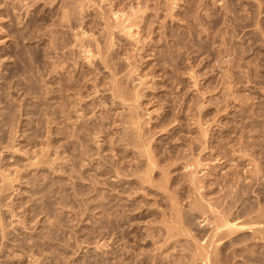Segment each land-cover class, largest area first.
Returning a JSON list of instances; mask_svg holds the SVG:
<instances>
[{"label": "rangeland", "instance_id": "rangeland-1", "mask_svg": "<svg viewBox=\"0 0 264 264\" xmlns=\"http://www.w3.org/2000/svg\"><path fill=\"white\" fill-rule=\"evenodd\" d=\"M5 4L0 264H264V0H8V10ZM132 9L140 26L131 39L108 14ZM89 40L114 69L100 59L98 66L88 63L81 42ZM112 71L124 77L128 94L142 93L137 104L132 94L126 105L113 103ZM77 79L81 89L67 91ZM127 105L139 108L151 141L145 148L157 154L150 173ZM195 156L203 159L195 175L199 194L185 187L192 178L185 162ZM191 200L207 210H190ZM206 202L245 226L215 234L218 213Z\"/></svg>", "mask_w": 264, "mask_h": 264}, {"label": "bare ground", "instance_id": "bare-ground-1", "mask_svg": "<svg viewBox=\"0 0 264 264\" xmlns=\"http://www.w3.org/2000/svg\"><path fill=\"white\" fill-rule=\"evenodd\" d=\"M4 1H5V3L7 4V1H8V0H7V1H6V0H0V2H4ZM22 1H24V0H21V2H22ZM65 1H66V0H65ZM91 1H92V0H91ZM79 2H80V1H79ZM6 4H5V6H3V7H6V6H7ZM15 4H17V3H15ZM19 4H20V3H19ZM78 4H80V3H78ZM84 4H85V3H84ZM8 5H9V4H8ZM98 5H99V4H98ZM14 6H15V5H14ZM72 6H73V5H72ZM77 7H78V6H77ZM82 7H83V6H82ZM88 7H89V6H88ZM103 7H104V6H103ZM84 8H85V7H84ZM111 8H112V7H111ZM119 8H120V7H119ZM131 8H132V7H131ZM131 8H130V9H131ZM134 8H135V7H134ZM134 8H133V9H134ZM145 8H146V7H145ZM5 9H7V7H6ZM124 9H125V8H124ZM133 9H132V12H133ZM140 9H141V8H140ZM7 10H8V9H7ZM108 10H109V9H108ZM111 10H112V9H111ZM111 10L109 11L110 14H108L107 12H106V13H107L109 16L112 15V17H114V20H112V21H114V22H115V20L117 21V22L115 23L117 27H115V25H114L113 28H119V30H118L119 32H123V33L129 34L130 36L133 35V33H132L133 31H132V29H133V28H136L137 26H140L139 24L137 25L138 22L136 23V22L134 21V19H135L136 17L134 18L133 16L136 15V13H135L136 11H134L133 13H130V15H126V14H129V13H126V14H125L124 12H122L123 9L120 10V11H117V12L114 11V10H113V11H111ZM116 10H117V9H116ZM118 10H119V9H118ZM80 11H81V10H80ZM82 11H83V10H82ZM101 11H102V10H101ZM124 11H125V10H124ZM145 11H146V10H145ZM84 12H85V11H84ZM104 12H105V10H104ZM120 12H121V13H120ZM125 12H126V11H125ZM137 12H138V10H137ZM139 12H140V10H139ZM139 12H138V13H139ZM143 12H144V11H143ZM68 13H69V12H68ZM68 13H67V14H68ZM102 13H103V12H102ZM106 13H105V16H107ZM111 13H112V14H111ZM144 13H145V12H144ZM83 14H84V13H83ZM131 14H133V16H131ZM134 14H135V15H134ZM64 15H65V14H64ZM125 15H126V16H125ZM136 16H138V15H136ZM67 17H69V18H67V19H70V18H71V16H67ZM73 17H74V15H73ZM107 17H108V16H107ZM110 17H111V16H110ZM112 17H111V18H112ZM123 17H125V18H123ZM132 18H133V19H132ZM71 19H72V18H71ZM112 19H113V18H112ZM136 19H137V18H136ZM103 20H105L104 17H103ZM107 20H108V19H107ZM108 21H109V20H108ZM108 21H107V22H108ZM110 21H111V20H110ZM110 21H109V22H110ZM69 22H70V21H69ZM61 23H62V21H61ZM112 23H113V22H112ZM136 25H137V26H136ZM134 26H136V27H134ZM108 27H109V25H108ZM111 28H112V25H111ZM138 28H139V27H138ZM138 28H136V29H138ZM80 29H81V28H80ZM108 30H109V29H108ZM113 30H114V29H113ZM111 31H112V30H111ZM73 33H74V32H73ZM82 33H83V32H82ZM103 33H104V32H103ZM110 33H111V32H109L108 34H110ZM113 33H114V32H112V34H113ZM137 33H138V32H137ZM85 34H86V33H85ZM119 34H120V33H119ZM106 35H107V34H106ZM129 35H128V36H129ZM107 36H108V35H107ZM110 36H113V35L110 34ZM135 36H137V34H136ZM113 37H114V36H113ZM132 37H133V36H131V39H132ZM94 38H95V37H94ZM133 38H135V37H133ZM86 39H87V38H86ZM111 39H112V38H111ZM129 39H130V37H129ZM80 40H81V39H79V41H80ZM83 40H84V38H83ZM83 40H82V41H83ZM95 40L97 41L98 39H95ZM105 40H106V39H105ZM136 40H137V39H136ZM107 41H108V40H107ZM138 41H139V39H138ZM78 43H79V42H78ZM96 43H97V42H96ZM98 43H99V40H98ZM137 43H138V42H137ZM109 44H110V43H109ZM78 45H79V44H78ZM94 45H95V44H94ZM94 45H93V42L90 43V40H89L88 42H87V41H85V42H81V47L83 48V49H82V48H81V49H82V51L85 53V57L87 58L88 63L91 62V63L94 64L93 66H96V65L98 66L97 63H99V59H100V60L106 65L105 68H108L109 70H110V69H114V67L111 66V65H112V63L110 62V58H111V57H107V56H106L107 58H106V57L103 58L104 56H102L103 53H102V51H101V49H100L99 44H98L99 47H98V46L95 47ZM100 45H102V44H100ZM105 45H106V42H105ZM111 45H112V44H111ZM73 46H74V45H73ZM113 46H114V45H113ZM139 46H140V45H139ZM61 47H62V46H61ZM107 48H108V47H107ZM132 48H133V47H132ZM105 49H106V48H105ZM114 49H115V48H114ZM141 49H143V48H141ZM109 50H110V49H109ZM59 51H60V49H59ZM104 51H105V50H104ZM70 52H71V51H70ZM107 52H109V51H107ZM58 53H59V52H58ZM71 53H72V52H71ZM105 53H106V52H105ZM139 53H140V52H139ZM73 54H74V53H73ZM101 54H102V55H101ZM134 54H135V53H134ZM61 55H62V53H61ZM65 55H66V54H65ZM59 56H60V55H59ZM62 56H63V55H62ZM97 56H99V58H98ZM101 56H102V57H101ZM129 56H130V55H129ZM57 57H58V56H57ZM108 58H109V59H108ZM125 58H126V57H125ZM127 58H128V57H127ZM131 58H132V57H131ZM73 59H74V58H73ZM76 59H77V58H76ZM96 59H97V60H96ZM112 59H113V58H112ZM112 59H111V60H112ZM57 60H58V66L60 67V70H61V71H60V70H57V72L60 71V73H61V72H62V67H63V63H64V62L62 63V57H61V56L58 57ZM125 60H126V59H125ZM101 61H100V62H101ZM113 61H114V60H113ZM94 62H95V63H94ZM102 62H101V63H102ZM110 63H111V65H110ZM128 63H129V62H128ZM76 64H77V62H76ZM116 64H117V63H116ZM129 64H130V63H129ZM61 66H62V67H61ZM64 66H65V65H64ZM93 66H92V67H93ZM114 66H115V65H114ZM52 67H53V66H52ZM117 67H118V65H117ZM98 68H99V67H98ZM98 68H97V69H98ZM119 68H120V67H119ZM129 68H130V67H129ZM122 69H123V68H122ZM138 69H139V68H138ZM89 70L91 71V68H90ZM115 70H116V68H115ZM115 70H114V71H115ZM128 70H129V69H128ZM90 71H89V72H90ZM114 71H112V72H114ZM89 72H88V73H89ZM110 72H111V71H110ZM116 72H117V70H116ZM116 72H114L113 74L111 73L113 79H112V82L110 83V85H108L109 87H107L108 90L112 91V94H113V96H114L113 99H115V100H114L113 103H115V105H117V103H124L123 105H126L125 102H127L128 100H130V101L132 102V99H133L134 97H135V98H134L135 100H134V99H133V100L135 101V103H136V100H137V99H138V101H139V99H140L139 97H141V96H138V95H142V93L139 94L140 92L138 93V90H136V88H135V90L137 91V93H135V94H132V93H131L132 95H134V97L132 98V97H131L132 95L130 94V92H129V94H128V88L126 87L127 85L125 86L127 89H125L124 86H123L124 83H125V80H123L124 77H122V76L119 77V76H118L119 74L116 73ZM132 72H133V71H132ZM58 73H59V72H58ZM125 73H126V72H125ZM82 74H83V73H82ZM85 74H86V73H85ZM130 74H131V73H130ZM133 74H134V73H133ZM89 75H90V74H89ZM91 75H92V74H91ZM125 75H127V74H125ZM131 75H132V74H131ZM61 76H62V73H61ZM98 77H99V76H98ZM130 77H131V76H130ZM83 78H85V77H83ZM94 78H95V77H94ZM126 78H127V80H128L129 76H128V77L126 76ZM99 79H100V78H99ZM102 79H103V78H102ZM137 79H138V78H137ZM140 79H141V78H139V80H140ZM70 80H71V79H70ZM80 80H81V79H80ZM90 80H91V78H90ZM97 80H98V79H97ZM127 80H126V83H127ZM130 80H132V79L130 78ZM141 80H142V79H141ZM78 81H79L78 79H77L76 82H75V81H70V82L68 81L69 83H68V85H67V91H70V92L74 93L73 91H75L76 89H77V90L81 89V86H77V85L80 84V83L77 84ZM88 81H89V80L87 79L86 82H88ZM143 81H144V79H143ZM97 82H98V81H97ZM144 82H145V81H144ZM61 83H62V82H61ZM99 83H100V82H99ZM128 83H129V82H128ZM84 84H86V83H84ZM94 84H95V87H98V84H96V83H94ZM103 84H104V83H103ZM140 84H141V83H140ZM60 85H61V84H60ZM63 86H64V84H63ZM91 86H92V87L94 86L93 83H92ZM103 86H104V85H103ZM65 87H66V86H65ZM65 87H63L64 90L66 89ZM77 87H80V88L78 89ZM82 87H83V86H82ZM88 87H89V86H88ZM101 87H102V86H101ZM59 88H60V87H59ZM61 89H62V87L60 88V90H61ZM107 89H106V90H107ZM139 89H141V88H139ZM64 90H61V92L63 93ZM95 90H96V89H95ZM100 90H101V89H97L95 92H99ZM103 90H105V89H103ZM132 90H133V89H132ZM80 91H81V90H80ZM82 91H83V90H82ZM101 92H102V91H101ZM142 92H143V91H142ZM77 93H78V91H77ZM63 94H65V93H63ZM69 94H70V93L67 92V95H69ZM81 94H83V93H81ZM81 94H80V95H81ZM96 94H97V93H96ZM73 95H74V94H73ZM77 95H78V94H77ZM129 95H131V96H129ZM70 96H71V95H70ZM68 97H69V96H68ZM130 97H131L132 99H130ZM66 99H68V98H66ZM70 99H72V98H69L68 100L70 101ZM77 99H78V98H77ZM72 100H73V99H72ZM72 100H71V101H72ZM83 100H84V99H83ZM71 101H70V102H71ZM100 101H101V100H100ZM134 101H133V102H134ZM138 101H137V103H138ZM140 101H141V100H140ZM70 102H68V103H70ZM128 102H129V101H128ZM75 103H76V102H75ZM129 103H130V102H129ZM137 103H136V104H137ZM62 104H63V103H62ZM62 104H61V105H62ZM127 104H128V103H127ZM132 104H133V103H132ZM136 104H135V105H136ZM140 104H141V103H139V106H138V105H137V106L140 107ZM61 105H60V106H61ZM63 105H64V104H63ZM69 105H70V104H69ZM69 105H68V107H69ZM76 105H77V104H76ZM76 105H75V106H76ZM130 105H131V104H130ZM130 105H129V106L127 105V106L129 107V111H130V114L128 113V114L130 115V122H131L132 125H135L136 128L138 129V131H137L138 133L136 132V133H137L136 136H137L138 138L136 137L137 139L135 140V141H137V142H135V144L137 143V146H136L137 148H136V149H138V146L140 147L139 149H140L141 151L143 150V149H141V147L144 148L143 151H145V152H143V151H142V153L140 152V156H143V157L145 158V160H146V162H145V163H146V167H147V169H148V170H147V169H146V170L150 173V172H152L151 169H153V168L155 167L156 160H157V158H155V157H157V154L153 152L154 150H153V151H152L151 149H150L151 151L148 150L151 146L148 148L147 145H148V142H151V141H149L148 139L145 138V134H144L145 132L143 133L144 130H143V129H142L143 131L141 130L142 127L140 126V122H139V119H140V118H139V114H140V113H139V114H138L137 112L135 113V111H137L136 109L139 110V108H137V107H136V108H135V107L133 108V107H130ZM133 105H134V104H133ZM72 106H73V105H72ZM117 106H118V105H117ZM128 107H127V108H128ZM71 108H72V107H71ZM140 108H141V107H140ZM71 110H72V109H71ZM62 111H63V110H62ZM62 111H61V112H62ZM108 111H109V110H108ZM104 112H105V111H104ZM114 112H115V111H114ZM126 113H127V112H126ZM107 114H110V113H106L105 115H107ZM137 114H138V115H137ZM101 116H102V115H101ZM108 116H109V115H108ZM104 117H105V116H104ZM109 117H111V116H109ZM101 118L103 119V117H101ZM101 118H100V119H101ZM105 118H106V117H105ZM112 118H113V117H112ZM112 118H110V121H111ZM102 119H101V120H102ZM82 120H83V119H82ZM104 120H105V119H104ZM107 120H108V117H107ZM113 120H115V119H113ZM113 120H112L111 122H114ZM117 120H118V119H117ZM126 120H127V119H126ZM126 120H125V121H126ZM102 121H103V120H102ZM127 121H129V119H128ZM85 122H86V121H84L83 124H84ZM100 122H101V121H100ZM106 122H107V121H106ZM115 122H116V121H115ZM141 122H142V121H141ZM81 123H82V122H81ZM101 123H103V122H101ZM104 123H105V121H104ZM116 123H117V122H116ZM116 123H115V124H116ZM126 123H129V122H126ZM98 124H99V123H98ZM105 124H106V123H105ZM115 124H114V125H115ZM141 124H142V123H141ZM200 124H201V123H200ZM91 125H92V124H91ZM91 125H90V126H91ZM93 125H94V124H93ZM99 125H100V124H99ZM99 125H98V126H99ZM81 126H82V124H81ZM81 126H80V128H82ZM94 126H96L95 128L97 129V125L95 124ZM94 126H93V127H94ZM100 126H101V125H100ZM117 126H118V124H117ZM202 126H203V125H202ZM83 127H88V126H87V124H84ZM103 127H105V126L103 125ZM103 127H102V128H103ZM144 127H145V126H144ZM89 128H91V127H88V130H89ZM98 128H99L98 131H100V128H101V127H98ZM102 128H101V129H102ZM105 128H107V127H105ZM132 128H133V127H132ZM92 129H94V128H92ZM202 129H206V128H202ZM88 130H87V131H88ZM105 130H106V129H105ZM132 130H133V129H132ZM134 130H135V129H134ZM145 130H147V128H146ZM82 131H83V130H82ZM84 131H86V130H84ZM135 131H136V130H135ZM147 131H148V130H147ZM200 131H201V133L203 132L202 130H200ZM205 131H206V130H205ZM80 132H81V131H80ZM90 132H91V131H90ZM101 132H102V131H101ZM104 132H105V131H104ZM129 132H132V131H129ZM133 132H134V131H133ZM153 132H154V131H153ZM74 133H76V132H74ZM83 133H84V132H83ZM87 133H88V132H87ZM96 133H97V132H96ZM102 133H103V132H102ZM134 133H135V132H134ZM206 133H207V132H205L204 134H206ZM85 134H86V133H85ZM97 134H98V133H97ZM130 134H131V133H130ZM130 134H129V135H130ZM149 134H150V133H149ZM154 134H155V133H154ZM199 134H200V133H199ZM72 135H73V134H72ZM201 135H202V134H201ZM82 136H83V135H81V137H80L81 139H82ZM84 136H85V135H84ZM84 136H83V137H84ZM95 136H96V135H95ZM95 136H94V137H95ZM127 136H128V135H127ZM150 136H151V134H150ZM198 136H199V135H198ZM206 136H207V134H206ZM86 137H87V135H86ZM115 137H116V136H115ZM125 137H126V136H125ZM128 137H129V136H128ZM128 137H127V138H128ZM131 137H132V135H131ZM146 137H147V133H146ZM127 138H125V139H127ZM151 138H152V137H151ZM72 139H73V138H72ZM203 139H204V138H203ZM82 140H83V139H82ZM129 140H130V139H128V141H129ZM80 141H81V140H80ZM85 141H86V140H85ZM132 141H133V140H132ZM200 141H201V140H200ZM200 141H199V142H200ZM133 142H134V141H133ZM133 142H132V143H133ZM195 142H197V141H195ZM63 143H64V142H63ZM200 143H201V142H200ZM202 143H203V142H202ZM106 144H107V143H106ZM135 144H134V145H135ZM150 144H151V143H150ZM134 145H133V146H134ZM188 146H189V145H188ZM190 146H192V145H190ZM64 147H65V146H64ZM129 147H130V146H129ZM145 147H147L148 149L146 150ZM125 148H126V147H125ZM133 149H135V147H134ZM136 149H135V150H136ZM139 149H138V151H140ZM80 150H81V149H80ZM98 150H99V149H98ZM190 150H192V148H191ZM82 151H83V150H82ZM155 151H156V150H155ZM158 151H160V150H158ZM190 152H191V151H190ZM160 153H161V152H160ZM99 155H100V154H99ZM172 156H173V155H172ZM198 156H199V155H198ZM143 157H139V158H143ZM189 157H190V156H189ZM58 158H59V157H58ZM135 158H136V157H135ZM144 158H143V159H144ZM191 158H193V157H191ZM199 158H200V157H199ZM199 158L197 159V156H195L194 160H193V159H190L191 161H190V160H187V161H189V162H187V161L185 162V163H187L185 167H186V168L191 167V169H192V170H190V172L192 171V173H190L191 175L189 174L192 178L189 177V178H191V179H189L190 181H188V182H190V183L187 184V185L185 186L186 189H187L188 187H189V190H192V189H196V188H197V191H198V189H200V187H199V185H198V183H199L198 181H199V180L197 181L198 172H200V171L197 170V169H198L197 167H198V165L201 164L200 161L202 162L203 159L200 160ZM100 159H101V158H100ZM132 159H133V158H132ZM143 159H142V160H143ZM195 159H196V160H195ZM126 160H127V159H126ZM140 160H141V159H139V162H140ZM145 160H144V161H145ZM161 160H162V159H161ZM173 160H174V159H173ZM192 160H193V161H192ZM144 161H143V162H144ZM184 161H185V160H184ZM104 162H105V161H104ZM135 162H136V161H135ZM139 162H137V164H138V166H141V163H142V162L140 163V165H139ZM157 162H158V160H157ZM145 163H144V164H145ZM175 163H176V162H175ZM158 164H159V163H158ZM161 164H162V163H161ZM176 164H177V163H176ZM116 165H117V164H116ZM201 165H202V164H201ZM201 165H200V166H201ZM138 166H137V167H138ZM143 166H144V165H143ZM157 166H158V165H156V167H157ZM166 166H167V165H166ZM110 167H111V166H110ZM146 167H144V168H146ZM156 167H155V168H156ZM116 168H117V167H116ZM138 168H140V167H138ZM167 168H169V167H167ZM118 169H119V168H118ZM141 169H143V168H141ZM189 169H190V168H189ZM120 170H121V169H120ZM163 170H164V169H163ZM141 171H142V170H141ZM147 171H146V172H147ZM153 171H154V170H153ZM130 172H131V171H130ZM146 172H143V173L145 174ZM163 172H164V171H162V173H163ZM168 172H169V171H168ZM231 172H232V171H231ZM143 173H142V174H143ZM165 173H166V172H165ZM124 174H126V173H124ZM136 174H137V173H136ZM142 174H141V175H142ZM144 174H143V177H144ZM151 174H152V173H151ZM151 174L146 173L145 175H147L148 178H149ZM226 174H227V173H226ZM138 175H139V173H138ZM141 175H140V176H141ZM195 175H197V177H196ZM234 175H235V174H234ZM140 176H139V177H140ZM166 176H167V175H166ZM228 176H229V175H228ZM235 176H236V175H235ZM237 176H238V174H237ZM247 177H248V176H247ZM141 178H142V176H141ZM144 178H146V176H145ZM144 178H143V180H144ZM151 178H153V177H151ZM162 178H163V177H162ZM162 178H160V179H162ZM149 179H150V178H149ZM163 179H164V178H163ZM165 179H166V181H167V178H165ZM198 179H199V177H198ZM239 179H240V178H239ZM241 179H242V178H241ZM152 180H153V179H152ZM202 180H203V179H202ZM144 181H147V180H144ZM144 181H143V182H144ZM148 181H149V180H148ZM237 181H238V180H237ZM237 181H236V182H237ZM159 183H160V182H159ZM159 183H158V184H159ZM161 183H162V182H161ZM166 183H167V182H166ZM200 183H201V182H200ZM200 183H199V184H200ZM158 184H157V185H158ZM164 184H165V183H164ZM169 184H170V183H169ZM237 184H238V183H237ZM158 186H159V185H158ZM158 186H157V187H158ZM169 186H170V185H169ZM237 186H238V185H237ZM134 187H135V186H134ZM143 188H144V187H143ZM160 188H161V187H160ZM183 188H184V187H183ZM138 189H139V188H138ZM138 189H137V190H138ZM178 189H179V188H178ZM202 189H203V188H202ZM145 191H146V190H145ZM195 191H196V190H195ZM195 191H194V192H195ZM197 191H196V192H197ZM200 191H201V190H200ZM200 191H198V194L201 193V192L204 193L203 191H201V192H200ZM211 191H212V190H211ZM229 191H230V190H229ZM232 191H233V190H232ZM190 192H191V191H190ZM196 192H195V193H196ZM239 192H240V191H239ZM230 193H231V192H230ZM232 193H233V192H232ZM167 194H168V193H167ZM171 194H172V193H171ZM173 194H174V193H173ZM188 194H189V193H188ZM196 194H197V193H196ZM227 194H228V193H227ZM234 194H237V192L234 193ZM190 195H191V194H190ZM201 195H202V194H201ZM201 195H200V196H201ZM229 195H230V194H229ZM234 196H235V195H234ZM234 196H233V197H234ZM236 196H238V195H236ZM249 196H250V195H249ZM131 197H132V196H131ZM196 198H197V197H196ZM198 198H200V197H198ZM224 198H225V197H224ZM167 199H168V198H167ZM176 199H177V198H176ZM193 199H195V198H193ZM202 199L204 200L203 197H202L201 199H199V200H202ZM132 200H133V199H132ZM195 200H196V199H195ZM203 200H202V201H203ZM208 200H209V198H208ZM232 200H233V198H232ZM191 201H194V200H191ZM196 201H197V200H196ZM196 201H194V202H196ZM205 201H206V200H204L203 202H205ZM212 201H213V200H212ZM203 202H201V203H203ZM174 203H175V202H174ZM191 203H192V202H191ZM206 203H207V202H206ZM179 204H180V203H179ZM192 204H193V203H192ZM207 204L209 205L210 203H207ZM214 204H215V203H214ZM214 204L212 203V206H211V204H210V207L213 208ZM139 205H140V204H139ZM189 205H191V204H189ZM202 205H203V204H202ZM208 205H207V206H208ZM172 206H173V205H172ZM182 206H183V205H182ZM200 206H201V205H199V201H198V203L196 202L194 205H192V207H190V210H191V209L194 210L195 208H199V209H200L201 211H203V212H204V209L207 210L205 207H204V209L202 210L203 207L200 208ZM245 206H246V205H245ZM247 206H248V205H247ZM175 207H176V205H175ZM208 207H209V206H208ZM210 207H209V209H208L209 211H210ZM176 208H177V207H176ZM179 208H181V207H179ZM214 208H215V206H214ZM214 208H213L212 210H214ZM234 208H235V207H234ZM173 209H175V208H173ZM181 209H182V208H181ZM199 209H198V210H199ZM215 209H216V208H215ZM257 209H258V208H257ZM259 209H260V208H259ZM176 210H178V209H176ZM176 210H174V212H175ZM193 210H192V211H193ZM200 210H199V211H200ZM216 210H217V209H216ZM216 210H214V213H215ZM230 210H231V209H230ZM246 210H247V209H246ZM172 211H173V210H172ZM181 211H182V210H180V214H181ZM219 211H220V210H219ZM222 211L224 212V210H222ZM228 211H229V209H228ZM233 211H234V210H233ZM244 211H245V209H244ZM257 211H258V210H257ZM257 211H255V212L257 213ZM203 212H202V213H203ZM205 212H206V211H205ZM211 212H213V211H211ZM220 212H221V211H220ZM226 212H227V211H226ZM229 212H230V211H229ZM237 212H238V211H237ZM255 212H254V214H255ZM260 212H261V211H260ZM262 212H263V211H262ZM262 212H261V213H262ZM128 213H129V212H128ZM182 213H183V212H182ZM189 213H190V211H188V214H189ZM192 213H193V212H192ZM197 213H198V212H197ZM214 213H213V214H214ZM216 213H218V212L216 211ZM216 213H215V214H216ZM231 213H232V210H231ZM233 213H235V212H233ZM241 213H242V212H241ZM261 213H260V214H261ZM174 214H175V213H174ZM183 214H184V213H183ZM186 214H187V212H186ZM194 214H195V213H194ZM205 214H206V213H205ZM218 214H219V213H218ZM218 214L216 215V218H218V220H217L218 223L216 224V223L214 222L216 225H212V226H215V230L217 229V230H216L217 232H216V231L214 232L215 234L218 233L219 231H221L220 228H221V229L224 228V230H225V228H226L227 230H231V231H232V230H234V229H236V228H237V229H238V228L240 229V228H242V226H245V224H243V225L241 224V221H240V222L238 221L240 224L236 223L237 221L235 222V219H234V218H233V219H234V222H235V223L233 222V219L230 220V217L232 216L231 214H230V215H227V214L225 213L224 215H221V213H220L219 216H218ZM237 214H238V213H237ZM244 214H245V213H244ZM251 214H252V213H251ZM254 214H253V215H254ZM258 214H259V213H258ZM260 214H259V215H260ZM172 215H173V214H172ZM184 215H185V214H184ZM201 215H202V214H201ZM220 215H221V216H220ZM239 215H240V214H239ZM185 216H186V215H185ZM187 216H188V215H187ZM187 216H186V218H187ZM189 216H190V218H191V217H193L194 215L191 216V214H190ZM207 216H208V215H207ZM207 216H206V217H207ZM217 216H218V217H217ZM228 216H229V217H228ZM235 216H236V215H235ZM246 216H247V215H246ZM250 216H251V215H250ZM256 216H257V215H256ZM262 216H263V218H264V213H263ZM262 216H260V218H262ZM166 217H168V216H166ZM170 217H171V216H170ZM200 217H203V216H200ZM252 217H253V216H252ZM254 217H255V216H254ZM182 218H183V217H182ZM184 218H185V217H184ZM184 218H183V219L180 218L181 223L184 222ZM203 218H204V217H203ZM203 218H202V219H203ZM207 218H208V217H207ZM231 218H232V217H231ZM238 218H239V217H238ZM244 218H245V217H244ZM246 218H247V217H246ZM255 218H256V217H255ZM260 218L258 217V219H260ZM119 219H120V218H119ZM174 219L177 220L175 216H174ZM178 219H179V218H178ZM214 219H215V218H214ZM247 219H248V218H247ZM252 219H253V218H252ZM171 220H173V219L171 218ZM182 220H183V221H182ZM186 220H187V219H186ZM186 220H185V221H186ZM238 220H239V219H238ZM165 221L167 222V220H165ZM249 221H250V220H249ZM253 221L255 222V220H253ZM253 221H252V222H253ZM109 222H110V221H109ZM170 222H171V221H170ZM176 222H178V220H177ZM176 222H175V223H176ZM191 222H192V221H191ZM245 222H248V221L246 220ZM245 222H244V223H245ZM256 222H257V221H256ZM261 222H262V221H261ZM263 222H264V220H263ZM162 223H163V222H162ZM173 223H174V220H173ZM179 223H180V222H179ZM179 223H178V224H179ZM250 223H251V221H250ZM257 223H258V222H257ZM164 224H165V223H164ZM171 224H172V223H171ZM178 224L176 223V226H177ZM187 224H188V223H187ZM211 224H213V222H212ZM246 224H247V223H246ZM248 224H249V222H248ZM251 224H252V223H251ZM253 225H254V224H253ZM253 225L248 226V227L251 228ZM164 226H165V225H164ZM172 226H175V225H172ZM178 226H180V225H178ZM185 226H186V225H185ZM258 226H259V224H258ZM113 227H114V226H113ZM167 227H169V226H167ZM181 227H182V226H180L179 228H181ZM183 227H184V226H183ZM183 227H182V228H183ZM254 227H256V224H255V226H253V228H254ZM262 227H263V226H262ZM172 228H174L175 230H177V229H176L177 227H176V228H175V227H171V228H170V229H171V232H172ZM188 228H189V227H188ZM188 228H186V229H187V233H188V231H189ZM213 228H214V227H213ZM253 228H252V229H253ZM263 228H264V227H263ZM160 229H161V228H160ZM174 229H173V230H174ZM184 229H185V228H184ZM243 229H245V228H243ZM247 229H248V228H247ZM254 229H257V228H254ZM258 229H259V228H258ZM258 229H257V230H258ZM224 230H222V231H224ZM248 230H249V229H248ZM169 231H170V230H169ZM169 231H168V232H169ZM183 231H184V230H183ZM255 231H256V230H254V232H255ZM260 231H261V230H259V232H260ZM181 232H182V230H181ZM181 232H180V233H181ZM190 232H192V231H190ZM190 232H189V233H190ZM212 232H213V231H212ZM228 232H229V231H227V232L225 231V233H228ZM234 232H235V230L233 231V234H234ZM254 232H252V233H253V234H256V232H255V233H254ZM135 233H136V232H135ZM178 233H179V231H178ZM182 233H185V231L182 232ZM214 233H213V234H214ZM229 233L232 234V232H229ZM176 234H177V233H176ZM215 234H214V235H215ZM219 234H220V233H219ZM221 234H223V232H222ZM170 235H171V234H170ZM217 235H218V234H217ZM224 235H226V234H224ZM227 235H228V234H227ZM258 235H259V234H257L256 236H258ZM171 236H172V235H171ZM173 236H174V235H173ZM177 236H179V235L177 234ZM205 236H206V235H205ZM221 236H223V235H220V236L217 237V238H214V237H213V239H214V240H218ZM256 236H254V238H255ZM174 237H175V236H174ZM207 237H209V236H207ZM210 237H212V235H211ZM227 237H228V236H226V238H227ZM169 238H170V237H169ZM176 238H177V237H176ZM221 238H222V237H221ZM163 239H164V237H163ZM166 239H167V236L165 237V240H166ZM192 239H194V236H193ZM178 240H179V239H178ZM205 240L207 241V239H205ZM184 241H185V240H184ZM197 241H199V240H197ZM197 241H196V242H197ZM211 241H213V240H211ZM252 241H253V240H252ZM169 242H170V240H169ZM181 242H182V241H181ZM199 242H200V241H199ZM218 242H219V241H218ZM164 243H165V242H164ZM197 243H198V242H197ZM200 243H201V242H200ZM210 243H211V242H210ZM215 243H216V242H215ZM165 244H166V243H165ZM189 244H190V243H189ZM207 244H208V243H207ZM207 244H206V245H207ZM137 245H138V244H137ZM183 245H184V244H183ZM204 245H205V244H204ZM204 245H203V248L200 247V248L202 249V251H204V248L206 247V245H205V246H204ZM211 245H212V244H211ZM211 245H210V246H211ZM214 245H215V244H214ZM218 245H219V244H218ZM220 245H222V244L220 243ZM220 245H219V247L216 245L217 249H218V248H219V249L221 248ZM251 245H252V244H251ZM170 246H171V245H170ZM196 246H197V245H196ZM196 246H194V247H196ZM160 247H161V246H160ZM216 247H215V249H214V252L216 251ZM165 248H166V247H165ZM191 248H192V247H191ZM206 249H208V248H206ZM206 249H205V250H206ZM219 249H218V250H219ZM221 249H222V248H221ZM221 249H220V250H221ZM187 250H188V249H187ZM192 250H193V249H192ZM192 250H190V251H192ZM147 251H148V250H147ZM180 251H181V250H180ZM206 251L209 252V250H206ZM188 252H189V251H188ZM198 252H199V250H198ZM200 252H201V251H200ZM207 252H206V254H207ZM216 253H217V252H216ZM216 253H215V254H216ZM218 253H219V252H218ZM195 254H197V253H195ZM200 254H201V253H200ZM200 254H199V255H200ZM193 256H194V255H193ZM209 257H210V256H209ZM214 257H215V256H214ZM123 258H124V257H123ZM210 260H211V259H210ZM210 262H211V261H210Z\"/></svg>", "mask_w": 264, "mask_h": 264}]
</instances>
